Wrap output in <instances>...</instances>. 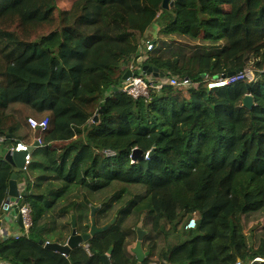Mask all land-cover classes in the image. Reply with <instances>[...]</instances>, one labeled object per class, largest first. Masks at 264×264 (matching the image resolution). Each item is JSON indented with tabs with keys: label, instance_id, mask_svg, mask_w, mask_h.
<instances>
[{
	"label": "trees",
	"instance_id": "trees-1",
	"mask_svg": "<svg viewBox=\"0 0 264 264\" xmlns=\"http://www.w3.org/2000/svg\"><path fill=\"white\" fill-rule=\"evenodd\" d=\"M173 2L0 0V221L14 173L32 214L0 237V262L104 264L113 247L111 264H264V0ZM139 62L196 83L135 99L122 86ZM246 68L257 80L209 88ZM18 141L26 169L5 160ZM72 214L80 235L109 227L69 255L46 248Z\"/></svg>",
	"mask_w": 264,
	"mask_h": 264
},
{
	"label": "built area",
	"instance_id": "built-area-1",
	"mask_svg": "<svg viewBox=\"0 0 264 264\" xmlns=\"http://www.w3.org/2000/svg\"><path fill=\"white\" fill-rule=\"evenodd\" d=\"M154 41L147 40L145 42L146 50L144 47H140V55H141V61L145 60L147 57V52H150L154 49ZM131 70L134 72L135 70H138L137 74H132L129 78H127L124 82V85L122 86V91L127 93L128 95H131L133 98H145L150 99L152 97V94L158 93L161 91V89L164 86L170 85L175 88H177L180 91H187L191 86H193L196 81L189 78V77H179V76H170L166 78H159V80H154L151 76L147 75L142 71V64L141 62L132 65ZM257 73L253 68H246L244 70H240L237 73H235L232 76L227 75H220L219 77L207 80L209 88L214 87H222L225 85L233 84L235 82H238L240 80H248L253 81L256 80ZM31 126L34 129H39L40 131H44L47 128L48 120L45 119L44 121H37L34 118L29 119ZM38 141H40V138H37ZM15 149L19 151H25L27 152L25 156V169L30 164L31 161V145L18 141L17 146ZM26 180L24 179V182L19 188V194L17 197L8 196L5 202L3 203V211L9 214V221L12 222L15 219H17L18 215H22L23 218V224L24 229L27 232L32 224V215H31V207L28 203L25 201V194H26ZM17 207L19 209L18 214L14 215L13 209ZM196 225L195 218L191 219L189 223L187 224V228H193ZM2 237H8L9 233L7 230H3V233L0 234ZM87 250L90 252L89 246H86ZM0 264H12L9 261H1ZM149 264H159L158 262H150ZM234 264H244L243 261L240 258H237L236 262Z\"/></svg>",
	"mask_w": 264,
	"mask_h": 264
},
{
	"label": "water",
	"instance_id": "water-1",
	"mask_svg": "<svg viewBox=\"0 0 264 264\" xmlns=\"http://www.w3.org/2000/svg\"><path fill=\"white\" fill-rule=\"evenodd\" d=\"M174 2L173 0H163V7L168 9L170 6H173ZM143 71H145L149 75H153L156 77H165V73L158 71V69H154L148 65L143 66ZM138 71H135V74H137ZM133 74L132 70H127V72L124 75V79L129 78ZM235 73H229L227 76H232ZM244 105L248 108H251L253 106V97L252 95H247L244 98ZM98 120V115L95 116V120ZM25 151H17V150H8L6 155H5V160L10 162L12 165H14L17 168L23 169L25 167V156H26ZM142 154V150L139 148L134 149L133 152V159L137 160L138 157H140ZM155 154V148H153L149 152V156H153ZM18 175L17 173H14L9 181V195L10 196H18ZM15 212H18V208L15 209ZM96 212V209L93 208L92 215L94 216ZM18 224L23 227V221H22V216L19 215L18 219ZM114 222V221H113ZM71 225L73 228L72 234L69 237L68 241L66 244H60V243H47L45 245L46 248L65 254L69 255L72 249L80 246L84 242L88 241L90 238H92L96 233L101 232L103 230H106L109 226H105L104 228H98L95 221H93L91 229L89 233H86L84 235H80L77 233V222H76V216L75 214H72V220H71ZM145 231L144 230H139L138 231V241L136 242L135 247L133 248V253L136 254L139 262H144L146 257L148 256L149 252L145 251L142 247V239L144 237ZM41 244H44V241H40ZM113 251V247L110 248L109 252L104 255V264H111L110 260V254Z\"/></svg>",
	"mask_w": 264,
	"mask_h": 264
},
{
	"label": "clouds",
	"instance_id": "clouds-1",
	"mask_svg": "<svg viewBox=\"0 0 264 264\" xmlns=\"http://www.w3.org/2000/svg\"><path fill=\"white\" fill-rule=\"evenodd\" d=\"M150 40H152V41H154L153 39H150ZM154 43H155V41H154ZM149 53V52H148ZM148 53H147V55H148ZM144 61V60H143ZM142 64V63H141ZM143 66L144 65H142V71H143ZM130 70H131V67H130ZM135 71H138V70H135ZM135 71L133 72L134 74H135ZM144 73H146L145 71H143ZM147 74V73H146ZM147 75H149V74H147ZM132 76V75H131ZM149 76H151L154 80H159V78H166V76L165 77H156V76H153V75H149ZM225 76V75H224ZM154 77H156V78H154ZM168 78V77H167ZM257 80V79H256ZM248 81V80H247ZM253 81H255V80H253ZM189 90V89H188ZM187 90V91H188ZM131 96V95H130ZM38 138H40V137H38ZM40 141H41V138H40ZM40 141H38V142H40ZM17 146V144L14 146V147H12L11 149L12 150H17V149H15V147ZM33 150V145H31V149H30V152ZM17 151H19V150H17ZM27 153V152H26ZM31 154V153H30ZM147 156H149V153H148V155ZM150 157V156H149ZM28 167V166H27ZM15 168H17V167H15ZM20 169V168H19ZM23 169H25V167L23 168ZM21 182V184L24 182V179L23 180H21L20 181ZM27 182V181H26ZM18 184H19V182H18ZM19 188H20V185H19ZM19 188H18V194H19ZM26 190H27V184H26ZM25 190V191H26ZM8 196H10L9 194H8ZM12 197H17V196H12ZM7 199V198H6ZM26 201V200H25ZM17 207H15L14 209H13V213H14V215H17L18 214V212H15V209H16ZM18 211H19V209H18ZM2 212H3V215H2V217H1V221H0V232L2 231V224H3V221L5 220V221H7V222H10L9 221V214L8 213H6V212H4L3 211V208H2ZM20 215V214H19ZM19 215H18V217H19ZM32 215V214H31ZM22 216V215H21ZM18 217H17V219H18ZM17 219H15L14 221H12L13 223H17V225H19L18 224V221H17ZM22 221H23V218H22ZM20 226V225H19ZM20 228H21V230L22 231H20V232H13V233H9L8 231V233H9V236L10 235H12V234H16V235H19V234H22L23 232H26L25 231V229H24V224H23V227H21L20 226ZM4 230H6V229H4ZM28 232V231H27ZM8 236V237H9ZM1 238H8V237H2V236H0ZM87 242V241H86ZM45 243V242H44ZM47 243H50V242H46L45 243V245L47 244ZM85 243V242H84ZM83 243V244H84ZM82 245V244H81ZM136 245V244H135ZM87 246V245H86ZM135 247V246H134ZM133 247V248H134ZM256 260H261V258H257ZM152 262H155V261H152ZM244 263V262H243ZM245 264V263H244Z\"/></svg>",
	"mask_w": 264,
	"mask_h": 264
},
{
	"label": "rangeland",
	"instance_id": "rangeland-1",
	"mask_svg": "<svg viewBox=\"0 0 264 264\" xmlns=\"http://www.w3.org/2000/svg\"><path fill=\"white\" fill-rule=\"evenodd\" d=\"M60 6H62V3L59 4ZM158 28V27H157ZM17 224L16 223H13V222H7V221H3V224H2V231L0 232L3 233V230L6 229L9 233H13V227L16 226ZM18 226V225H17ZM22 231V230H20ZM180 242V240H177L176 243Z\"/></svg>",
	"mask_w": 264,
	"mask_h": 264
},
{
	"label": "crops",
	"instance_id": "crops-1",
	"mask_svg": "<svg viewBox=\"0 0 264 264\" xmlns=\"http://www.w3.org/2000/svg\"><path fill=\"white\" fill-rule=\"evenodd\" d=\"M18 182H19V185L21 186V185H22L21 182H20L19 180H18ZM16 224H17V223H16ZM20 230H21V228H20L19 225H18V226L16 225V226L13 227V231L16 232V233H17V232H20Z\"/></svg>",
	"mask_w": 264,
	"mask_h": 264
}]
</instances>
